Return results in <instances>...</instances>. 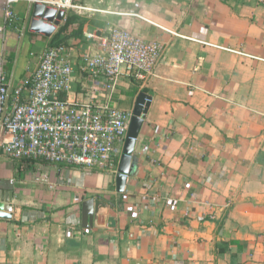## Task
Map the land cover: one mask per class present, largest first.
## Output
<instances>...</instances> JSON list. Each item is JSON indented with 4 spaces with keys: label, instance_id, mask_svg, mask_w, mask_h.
I'll list each match as a JSON object with an SVG mask.
<instances>
[{
    "label": "crops",
    "instance_id": "0c3cea01",
    "mask_svg": "<svg viewBox=\"0 0 264 264\" xmlns=\"http://www.w3.org/2000/svg\"><path fill=\"white\" fill-rule=\"evenodd\" d=\"M69 4L82 9L63 10L51 37L27 29L12 89L71 13L73 77L61 97L130 114L128 134L136 111L152 103L122 193L128 135L111 171L14 162L0 147V200H12L11 217H0V264H264V0ZM28 6H15L18 30L0 31L8 85ZM114 28L166 45L145 86L123 74L111 92L85 72L82 57L99 53Z\"/></svg>",
    "mask_w": 264,
    "mask_h": 264
},
{
    "label": "built area",
    "instance_id": "2783aa9c",
    "mask_svg": "<svg viewBox=\"0 0 264 264\" xmlns=\"http://www.w3.org/2000/svg\"><path fill=\"white\" fill-rule=\"evenodd\" d=\"M29 1L6 0L4 27L0 31L18 30L20 18L15 6ZM43 5L56 11L82 9L69 4V0L66 4L47 0ZM165 47L160 41H146L131 31L114 28L100 39L99 53L82 57L84 70L96 87L111 92L123 74L145 86ZM71 57L66 47L48 48L37 69L11 90L8 103L9 85L6 76L0 75V147L4 156L14 162L41 161L86 171L114 170L117 146L128 135L131 115L93 102L62 99L61 95L71 89ZM151 103L148 97L142 120Z\"/></svg>",
    "mask_w": 264,
    "mask_h": 264
},
{
    "label": "water",
    "instance_id": "95a60500",
    "mask_svg": "<svg viewBox=\"0 0 264 264\" xmlns=\"http://www.w3.org/2000/svg\"><path fill=\"white\" fill-rule=\"evenodd\" d=\"M58 1L63 4H66L67 0H53ZM65 13L63 11H56L55 9L48 8L46 5H39L35 0L29 1L28 11L25 17L24 26L21 33L20 45L18 48V52L16 54L12 79L9 85V95L7 99V103L10 98V93L13 86L14 76L16 73V69L18 66L22 46L26 37L27 29L37 35H43L45 37H51L54 32V26H58L59 23L64 19ZM141 111L138 109L131 121V129L128 134L127 139V149L122 158L119 174L117 177V186L118 191L122 193L124 191V187L126 184V175L129 171V166L131 164V150L134 145V138H136V134L138 133L141 125ZM12 212V200L10 197L8 200H0V217L1 218H10Z\"/></svg>",
    "mask_w": 264,
    "mask_h": 264
},
{
    "label": "trees",
    "instance_id": "16d2710c",
    "mask_svg": "<svg viewBox=\"0 0 264 264\" xmlns=\"http://www.w3.org/2000/svg\"><path fill=\"white\" fill-rule=\"evenodd\" d=\"M73 19H74V15L69 13L66 17L64 24L60 27L59 31L52 38L50 48L58 47V46H63L66 48L70 47L68 45L67 37L64 32H65V29H67V27L70 25ZM19 28H20V25L18 26V29ZM132 81L136 85V87L140 86V83H138L134 77H132ZM61 98L66 99V96L63 95Z\"/></svg>",
    "mask_w": 264,
    "mask_h": 264
}]
</instances>
